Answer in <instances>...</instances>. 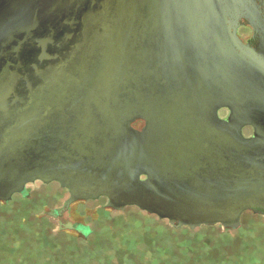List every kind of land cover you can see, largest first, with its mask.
<instances>
[{
    "label": "water",
    "instance_id": "1",
    "mask_svg": "<svg viewBox=\"0 0 264 264\" xmlns=\"http://www.w3.org/2000/svg\"><path fill=\"white\" fill-rule=\"evenodd\" d=\"M254 3L0 0V200L40 180L70 193L52 216L100 197L192 230L264 215V140L236 120L264 89L237 33Z\"/></svg>",
    "mask_w": 264,
    "mask_h": 264
},
{
    "label": "rangeland",
    "instance_id": "2",
    "mask_svg": "<svg viewBox=\"0 0 264 264\" xmlns=\"http://www.w3.org/2000/svg\"><path fill=\"white\" fill-rule=\"evenodd\" d=\"M30 189V198L15 196L13 201L17 203L10 204L2 214L0 264H264L261 220L253 223L251 218L241 219V226L235 230L217 227L220 235L211 238L202 237V226L190 229L199 237L191 241L186 239L191 237L187 226L175 228L161 219L154 223L156 218L147 212L135 207L116 211L101 204L103 200L84 204L83 211L90 213L86 221L91 229L100 220L108 245L87 248L82 240L77 242L78 248L74 242L59 244L52 238L57 235V221L49 218L52 228L38 221L47 216L46 211L61 205L49 200L58 187L32 184ZM101 208L107 209L99 213ZM43 228H50V235L40 233ZM66 234L76 236L73 232ZM43 237L46 239L41 242Z\"/></svg>",
    "mask_w": 264,
    "mask_h": 264
},
{
    "label": "flooded vegetation",
    "instance_id": "3",
    "mask_svg": "<svg viewBox=\"0 0 264 264\" xmlns=\"http://www.w3.org/2000/svg\"><path fill=\"white\" fill-rule=\"evenodd\" d=\"M237 33L243 43L250 47L253 52L258 55L252 59L264 64V0H255L253 8L250 10V15L247 18L242 17L240 19ZM261 93L262 98L251 97L248 100L241 101L236 108V110L241 113L238 115L236 120L238 124H241V133L246 138L260 136L264 140V89L261 90ZM232 115L233 110L228 106H223L218 109V117L221 121L230 120ZM138 123H140L142 126L144 122L139 121ZM36 182L44 184L45 186L49 185L40 180L29 183L26 185V191L24 193L14 194L12 199L8 202L0 200V204H16L17 201H13L15 196L27 200L31 196L30 185L35 184ZM54 184L57 185L58 191L56 194L50 196L51 198L49 200L54 204L61 205L51 210L63 207L65 202L70 197L68 189L63 188L58 182H55ZM99 201H102L101 204H108V199L106 197H100L99 199L95 200H78L71 203V205L61 213V215H49L46 213L49 210L46 211L45 214L48 218L57 221L58 231L73 232L76 236L88 238L91 234L92 226L86 221V216L90 213L83 211L85 210L83 205L96 204ZM105 209L107 208H101L99 213H101V211L104 213ZM68 222L80 223V225L88 228L89 232H80L77 229H64V225Z\"/></svg>",
    "mask_w": 264,
    "mask_h": 264
},
{
    "label": "trees",
    "instance_id": "4",
    "mask_svg": "<svg viewBox=\"0 0 264 264\" xmlns=\"http://www.w3.org/2000/svg\"><path fill=\"white\" fill-rule=\"evenodd\" d=\"M21 206V205H19ZM131 207H135V206H131ZM9 208H11V205L10 204H0V222H1V219L3 218L2 217V214L3 213H6L7 210H9ZM126 208H130V207H126ZM136 209L139 210V208L135 207ZM144 213V212H143ZM246 215H250L251 216V221L254 223L255 221H258V220H261L262 223H264V215H259V214H254L250 211H247V212H244L242 217L246 216ZM153 217L156 218V220H154L153 222L155 223L156 221L159 220V218L156 216V215H152ZM151 219V218H150ZM38 221L41 222V224H43L44 226H49L50 228L51 227V223L50 222V219L47 217V216H43V218H40ZM159 222V221H158ZM98 226L95 227L94 229H91V234L89 235L88 238H84L82 236H75V237H72L71 235H67L66 232H63V231H57V235L52 238H54V241L56 242H59V244H63L64 241H69V242H74L75 244L74 245H77V242L79 240H82V241H85L86 242V247L87 248H90V247H104L106 245H108V239H104L103 238V230H102V227H100V220L97 222ZM217 227H223L222 225L218 224V225H214V226H202L203 230H202V237L204 236H207V238H211V237H214L215 235H220V233L218 232V228ZM50 228H43V230L40 232V233H44V236L46 237L48 231L50 230ZM189 231H191L190 233V236L191 237H188L186 238L187 240H195V239H198L199 237H197L194 233V231L190 230V228L186 227ZM228 230V229H226ZM49 234V233H48ZM50 235V234H49ZM43 237V238H40L39 240L41 242H43L42 240H45L46 238ZM147 238L144 237V241H147L146 240ZM58 245V243H56ZM79 246L77 245V248ZM14 250V249H13ZM39 261V259H37V262ZM18 264H29L25 261H22V263L18 262Z\"/></svg>",
    "mask_w": 264,
    "mask_h": 264
}]
</instances>
